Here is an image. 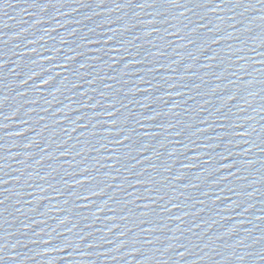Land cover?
I'll list each match as a JSON object with an SVG mask.
<instances>
[{
    "label": "water",
    "instance_id": "water-1",
    "mask_svg": "<svg viewBox=\"0 0 264 264\" xmlns=\"http://www.w3.org/2000/svg\"><path fill=\"white\" fill-rule=\"evenodd\" d=\"M0 264H264V3L6 0Z\"/></svg>",
    "mask_w": 264,
    "mask_h": 264
},
{
    "label": "snow or ice",
    "instance_id": "snow-or-ice-1",
    "mask_svg": "<svg viewBox=\"0 0 264 264\" xmlns=\"http://www.w3.org/2000/svg\"><path fill=\"white\" fill-rule=\"evenodd\" d=\"M168 2H172V3H175V0H168ZM259 2H261V3H264V0H259ZM3 202L2 201H0V204H2Z\"/></svg>",
    "mask_w": 264,
    "mask_h": 264
}]
</instances>
